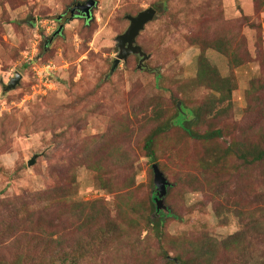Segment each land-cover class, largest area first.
<instances>
[{"label": "rangeland", "instance_id": "1", "mask_svg": "<svg viewBox=\"0 0 264 264\" xmlns=\"http://www.w3.org/2000/svg\"><path fill=\"white\" fill-rule=\"evenodd\" d=\"M85 1L0 0V214L17 197L40 195L60 184L72 200L106 202L114 216L118 194L148 202L154 171L143 146L155 123H147L143 112L156 104L170 114L179 101L194 108L218 96L196 82L205 52L222 77L233 78L235 90L221 118L210 115L199 127H221L217 141L200 142L176 127L159 138L156 160L171 183L165 201L181 217L167 219L166 247L174 256L171 241L177 238L206 234L223 240L241 230L239 205L251 211L264 206V167H241L231 156L225 160L240 165L238 171L204 169L200 159L211 164L215 152L223 154L233 142L264 143V90L254 84L264 81V0H96L89 21L72 18L70 7ZM151 6L157 14L137 37L151 57L139 68L141 56L131 54L112 71L119 52L116 37L130 23L126 16ZM64 13L63 30L51 38ZM218 37L240 44L246 61L231 67L224 53L202 44ZM16 72L22 74L20 84L4 92ZM87 156L103 161L106 174L118 179L115 188L102 187ZM47 215L53 216L42 211L37 217L44 216L47 224ZM146 238L151 258L161 264L160 244L150 233ZM3 246L0 256L12 259V248ZM252 248L253 259L264 257L263 244L254 240ZM115 253L98 252L83 264L132 261V252ZM220 259L228 256L222 253Z\"/></svg>", "mask_w": 264, "mask_h": 264}, {"label": "trees", "instance_id": "2", "mask_svg": "<svg viewBox=\"0 0 264 264\" xmlns=\"http://www.w3.org/2000/svg\"><path fill=\"white\" fill-rule=\"evenodd\" d=\"M261 4L264 6V1ZM240 40L244 43L245 37L240 36ZM202 44L224 53L231 67L246 61L240 55L241 45H234L231 37L202 39ZM204 53H201L199 59L196 82L199 86H207L217 91L219 95L194 108L185 105L179 108L177 104L175 111L170 114H163L156 104L146 108L143 114L147 123H155L145 136L143 146L152 163H157L159 138L171 127L181 129L190 138L205 143L217 141L223 136L221 127L214 126L205 131H201L199 127L207 123L210 115L221 118L229 109L235 85L232 77H222L218 69L210 65ZM155 75L158 82L161 74L156 72ZM254 84L257 90L259 87L264 90V81L258 80ZM231 156L239 160L237 162H240L241 167L253 164L264 167V143L233 142L223 154L215 152L211 164L206 158H201L200 164L204 169L214 165L221 171L228 168L229 171H238L240 165L233 163L229 166L225 160ZM87 159L88 167L97 172L102 187L115 188L118 179L114 175L106 174L103 161L94 160L90 156ZM155 192L154 190L149 195L148 202L130 193L118 194V212L115 216L111 214L106 202L100 199L72 200L70 191L63 184L40 195L17 197L15 201H9L11 205L4 207L5 212L0 214V244L8 249L11 247L13 251V258L10 260L5 255L0 256V264H83V261L106 250H110V253L116 251L115 254L122 251L132 252L131 262L128 259L116 260L115 264H156L149 253L152 246L147 242L148 233L160 244L156 254L162 260L161 264H264V257L255 260L250 255L254 240L264 245V206L251 211L246 206L239 205L238 216L242 221V228L223 240L203 234L195 239L188 236L177 238L183 247L177 241H171L176 248L175 255L172 256L166 247V222L169 218L181 217L166 201L167 210H158ZM42 211L53 215H47L50 218L47 224L43 223L44 216L37 217L38 212L41 215ZM155 213L162 215L156 216ZM68 222L70 226H66ZM101 223H105V226L102 227ZM95 225H98L101 234ZM127 248L131 249L126 250ZM222 253L228 256L224 262L220 259Z\"/></svg>", "mask_w": 264, "mask_h": 264}, {"label": "water", "instance_id": "3", "mask_svg": "<svg viewBox=\"0 0 264 264\" xmlns=\"http://www.w3.org/2000/svg\"><path fill=\"white\" fill-rule=\"evenodd\" d=\"M96 0H87L83 3H79L77 6L80 8V13H85L87 20L91 18L93 7L96 5ZM157 14V10L155 7H148L136 15H127V19L129 20V26L125 32L117 35L116 37V46L119 48V52L117 57L113 63L112 71L116 69L121 61H126L127 58L131 54H138L141 56L139 68H142V63L151 57L146 51L143 50L142 46L137 43V37L140 33L145 29L146 25L151 22ZM82 16V14L80 15ZM61 16L57 17V20H60ZM64 25H59L58 29L52 35L51 38L60 34L63 30ZM22 79V74L20 72H16L15 76L12 77L7 84L4 85V92L12 90L16 88ZM178 107H181V102H178ZM37 154L34 155L29 161L28 165L32 166L36 162ZM152 168L154 171V183H155V202L157 205V209L167 210V205L165 204V196L167 194L168 188L171 183L166 178L164 172L160 169L158 163H153Z\"/></svg>", "mask_w": 264, "mask_h": 264}, {"label": "flooded vegetation", "instance_id": "4", "mask_svg": "<svg viewBox=\"0 0 264 264\" xmlns=\"http://www.w3.org/2000/svg\"><path fill=\"white\" fill-rule=\"evenodd\" d=\"M79 4V3H78ZM78 4H75L74 6H72V7H70V9H69V11H70V15H71V17L72 18H74V17H79V18H85V19H87V17L85 16V13H80L79 12V7L77 6ZM66 13V12H65ZM65 13L64 14H61L60 16H61V18H60V20H57V22L59 23V25H61V21L64 19V17H65ZM82 14V16H80ZM64 25V24H63Z\"/></svg>", "mask_w": 264, "mask_h": 264}, {"label": "built area", "instance_id": "5", "mask_svg": "<svg viewBox=\"0 0 264 264\" xmlns=\"http://www.w3.org/2000/svg\"><path fill=\"white\" fill-rule=\"evenodd\" d=\"M50 67H51V65L49 64V65H46V68H49L50 69Z\"/></svg>", "mask_w": 264, "mask_h": 264}]
</instances>
